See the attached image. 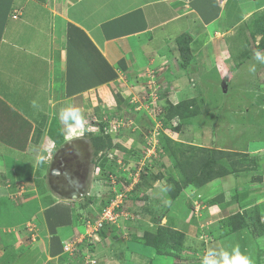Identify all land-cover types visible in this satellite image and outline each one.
<instances>
[{
    "label": "rangeland",
    "instance_id": "rangeland-1",
    "mask_svg": "<svg viewBox=\"0 0 264 264\" xmlns=\"http://www.w3.org/2000/svg\"><path fill=\"white\" fill-rule=\"evenodd\" d=\"M231 13L233 18L237 12ZM224 25L215 29L222 31ZM235 30L239 28L232 29L233 36ZM228 41L225 69L217 64L207 72L210 67L201 55L211 52L204 47L192 52L191 58H197L192 64L182 67L180 58L137 80L118 78L109 86V106L101 98L92 103L83 98L88 124L82 137L67 135L64 141L61 136L49 167L38 163L34 175L23 165L18 172L11 168L18 189L10 192L15 194L13 208L0 215V223L8 222L0 226V264H201L206 250L215 249L216 235L239 229L237 218L215 216L220 189L198 195L200 187L191 186L173 198L185 178L193 176L183 171L209 160L235 172L234 195L227 203L256 185L249 171L258 167L252 155L264 153L255 152L264 146V63L254 57L264 55V16L250 28L242 24ZM118 64L123 67L122 61ZM253 65L254 73L249 71ZM46 193L52 196L40 212ZM55 199L65 201L66 209L51 202ZM115 200L117 219L102 237V228L90 234L86 222L96 221L102 207ZM46 218L54 228L50 236L44 230ZM59 227H65L60 234ZM58 236L62 254L49 255L46 245ZM251 259L254 264L255 256ZM260 261L264 264V257Z\"/></svg>",
    "mask_w": 264,
    "mask_h": 264
},
{
    "label": "crops",
    "instance_id": "crops-1",
    "mask_svg": "<svg viewBox=\"0 0 264 264\" xmlns=\"http://www.w3.org/2000/svg\"><path fill=\"white\" fill-rule=\"evenodd\" d=\"M232 11L237 12L233 18ZM263 16L264 0H0V204H5L0 215L13 208L15 194L10 192L18 189L11 168L18 172L23 165L34 175L38 163H45L44 169L49 167L61 147L60 137L66 141L67 133L58 119L62 108L74 106L82 112L85 97L91 103L101 98L109 106V86L118 78L137 80L146 72L152 75L161 67H172L181 58L180 37L188 39L187 64L197 59L191 58L192 52H202L204 47L210 50L211 54L201 55L209 72L215 65L227 63L228 40L240 26L247 23L250 28ZM220 22L226 29H215ZM237 27L233 36L231 31ZM219 31L225 35L218 37ZM178 72L184 73L182 69ZM263 150L261 145L255 152ZM252 156L258 164L249 171L255 175L254 190L227 203L236 184L235 172H231L196 193L220 189L223 197L216 202L220 211L215 216H237V225L242 227L222 237L216 235L212 246L230 251L238 245L242 254L255 256L254 264H260L264 257V153ZM48 194L37 207L40 212L48 203L46 198L52 196ZM61 201L51 202L66 209ZM68 222L66 219L65 225ZM4 223L8 224L0 223L1 228ZM44 225L45 232L52 235L54 228L47 218ZM61 228L55 230L60 234ZM260 230L263 232L258 233ZM3 232L8 243L5 229ZM60 238L50 237L45 252L61 253Z\"/></svg>",
    "mask_w": 264,
    "mask_h": 264
},
{
    "label": "clouds",
    "instance_id": "clouds-1",
    "mask_svg": "<svg viewBox=\"0 0 264 264\" xmlns=\"http://www.w3.org/2000/svg\"><path fill=\"white\" fill-rule=\"evenodd\" d=\"M223 2V0H221ZM257 61L264 63V55L257 52L254 57ZM250 72H255V66L249 68ZM58 119L64 126V129L69 136L82 137L87 130V120L81 112V109L74 106L62 108L58 113ZM201 264H253L250 257L241 253L239 246H234L232 249L225 250L209 248L201 259Z\"/></svg>",
    "mask_w": 264,
    "mask_h": 264
},
{
    "label": "trees",
    "instance_id": "trees-1",
    "mask_svg": "<svg viewBox=\"0 0 264 264\" xmlns=\"http://www.w3.org/2000/svg\"><path fill=\"white\" fill-rule=\"evenodd\" d=\"M188 40V39H187ZM187 40H184V38L180 37L179 39H177V47H178V51L180 53V57L182 59V67L184 65L187 64L188 62V57L186 55V49L185 46H187ZM264 46V45H263ZM263 46L257 47L258 48H262ZM224 166L221 165V163L217 162L216 160H212V161H205L202 163H194L190 168H186L183 172L187 173V172H191V174L193 173V176L189 177V178H185V182L182 183V185L178 186L176 189V193L173 196V198H176L184 189H187L188 187H201L205 184H207L208 182L214 180V179H219L222 178L226 175H228L229 173H231L232 171H228L227 169H223ZM106 202V201H104ZM107 205V203H106ZM104 208V206L102 207ZM102 210V209H101ZM237 216H233L231 220L236 219ZM110 227L109 224H104L102 229L99 231V236L102 237V231L105 227ZM264 227V226H263ZM263 232L262 230L258 231V233ZM263 234V233H262ZM157 237V236H155ZM154 240V239H153ZM156 243V240L154 241ZM153 242V249L156 253H158L160 251V247L156 244H154Z\"/></svg>",
    "mask_w": 264,
    "mask_h": 264
},
{
    "label": "built area",
    "instance_id": "built-area-1",
    "mask_svg": "<svg viewBox=\"0 0 264 264\" xmlns=\"http://www.w3.org/2000/svg\"><path fill=\"white\" fill-rule=\"evenodd\" d=\"M13 17L15 18L16 16H13ZM117 199L118 198H116V200ZM116 200L111 201L107 207H105L101 210V214L96 221H94L93 223H90L89 221L86 222V230L91 229L90 234L97 235L98 231L103 227L104 224L114 223V220L117 217L116 214L114 213V211H115V209L118 208ZM86 235L89 237V235L87 233H86ZM67 248H69L68 244L66 246H64L65 252L68 251V250H66Z\"/></svg>",
    "mask_w": 264,
    "mask_h": 264
}]
</instances>
